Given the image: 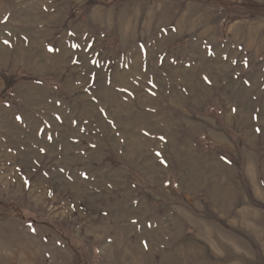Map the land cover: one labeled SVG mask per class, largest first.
<instances>
[{
	"label": "rangeland",
	"instance_id": "1",
	"mask_svg": "<svg viewBox=\"0 0 264 264\" xmlns=\"http://www.w3.org/2000/svg\"><path fill=\"white\" fill-rule=\"evenodd\" d=\"M0 264H264V0H0Z\"/></svg>",
	"mask_w": 264,
	"mask_h": 264
}]
</instances>
